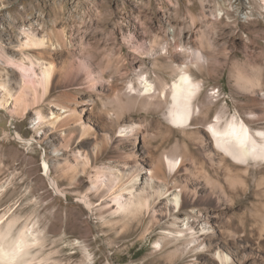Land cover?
I'll return each instance as SVG.
<instances>
[{"label": "rangeland", "instance_id": "rangeland-1", "mask_svg": "<svg viewBox=\"0 0 264 264\" xmlns=\"http://www.w3.org/2000/svg\"><path fill=\"white\" fill-rule=\"evenodd\" d=\"M29 37L51 42L43 57ZM167 44L204 47L209 61L192 71L199 98L214 100L208 120L222 108V125L262 113L251 99L264 102V0H0V225L13 223L9 240L24 227L38 238L35 259L20 264H220L217 244L229 264H264V162L222 159L207 126L178 127L164 104L144 101L145 76L158 86L178 78L157 53ZM27 56L57 69L40 102L23 93L22 69L10 60ZM77 101L91 133L69 137L61 124ZM129 125L137 137L119 132ZM167 155L182 165L170 170ZM136 161L134 191L167 188L178 173L193 201L174 208L180 188L171 189L157 218L125 214L108 187L111 167L119 174ZM188 222L199 240L186 247Z\"/></svg>", "mask_w": 264, "mask_h": 264}, {"label": "bare ground", "instance_id": "bare-ground-1", "mask_svg": "<svg viewBox=\"0 0 264 264\" xmlns=\"http://www.w3.org/2000/svg\"><path fill=\"white\" fill-rule=\"evenodd\" d=\"M28 41V44L35 45L36 47L38 46V58L43 57V50H48L49 43H51L49 41L47 42L45 38L34 40L29 37ZM166 48V53H157L163 55L160 57L165 59L164 65H166V67L178 71V78L171 85H168L164 80L163 83L158 86L145 76L141 81L143 83V88L140 89V91L144 93V101H146L147 105L154 104L160 107L164 104L168 108L166 112L168 119L178 127L185 128L192 125L195 121L198 124L207 126L210 130L209 132H211L213 136L215 144L221 150L220 156L222 159H224L226 155H229L243 165L249 164L252 160L264 162V102L259 101L256 98L251 99V104L258 106L262 110V113L257 114L256 112H250V116L247 117V119L238 118L233 115L222 125V119L226 114L225 109L222 108L218 112L215 120H208V111L214 104V100L213 97L204 100L199 98L200 92L202 91V82L201 80L194 79L192 71L193 66L202 68L209 61V57L206 55L204 47L200 48L196 45L194 47H185V45H182V48L179 49L177 47L173 48L172 45L170 46L167 44ZM160 57L155 56L154 59L159 61ZM26 58L28 61L24 59L19 63L12 58L10 60L22 69V75L24 78L22 84L23 93L27 94L29 90H31L34 93L36 100L40 102L41 99L47 97L51 81L54 78L57 69L54 62L36 64V61L31 57L27 56ZM38 67H40V72ZM5 85L2 86L6 88L8 85ZM157 90H159L158 93ZM8 92L12 95L10 89ZM14 98L16 101L20 100L17 96ZM81 103L82 101H77V105L69 110L70 118L64 120V123L61 124V129H65L66 133L69 134V137H71L75 131H78L80 136L91 133V127L82 122V114L81 112H78L79 108L82 109V113L87 111L86 108L81 107ZM61 116L62 115H56V121H59ZM253 121L258 122V124L261 123V125L259 124L260 126L253 129L250 125V122ZM119 132L121 134H132L137 137L139 129L135 126L129 125L126 128L121 129ZM85 158V165L88 166L90 162L89 153L85 155ZM99 158L100 151L98 149L96 155H91V159L93 162H96ZM182 162L183 160H180L179 156L175 155H167L164 160V163L172 171L178 169V167L182 165ZM111 168H114L112 176L110 177L112 183L110 182L108 187L112 191L111 194H116V199L119 202V209L125 214L138 217L139 215L142 216V213L145 211H152L155 218H157V203L171 189L180 188L179 191L174 190L173 192L174 198L172 200L175 203L173 205L174 208H177L180 205L181 200L183 201V205L193 201V197L191 198L190 195H193L195 190L193 191L188 185L189 183L187 184L183 182V180L181 181L178 179V173H175L173 176V185L167 188H165V185L161 182L159 185L161 187H155L153 185L154 190L151 187V190L153 191H147L144 188L142 192L137 193L134 191V180L137 179L141 173V168L137 161L134 165H129L127 168L121 169L119 174L115 173L118 168L116 164ZM155 171L150 170L152 176L155 174ZM126 190L130 192V196L123 200V191ZM215 198L214 200L216 201L220 200L219 197ZM195 199L197 198L195 197L194 200ZM161 212H164V210ZM13 227L14 225L12 222L8 223L6 230L1 228L0 225V264H20L33 261L35 256L31 255V248L36 242H38L35 231L33 228L24 227L19 231L18 236L9 240L8 236L11 234ZM188 229L190 232L187 234L185 233V235H189L190 238L184 240L186 247L192 242L194 243L196 240H199V237L195 234L199 232L196 231L195 223L188 222ZM202 229H205V227H202ZM183 231L184 229L176 230L177 233H182ZM179 237L180 236H177L176 239H179ZM203 243L204 240L201 241V244ZM195 247H199V244H194V248ZM215 250V254L221 259L220 264H229L230 257L225 254L221 245L217 244ZM39 264L41 263L39 262Z\"/></svg>", "mask_w": 264, "mask_h": 264}]
</instances>
